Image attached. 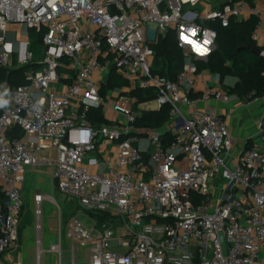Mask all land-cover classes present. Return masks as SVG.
Listing matches in <instances>:
<instances>
[{
  "label": "built area",
  "instance_id": "obj_1",
  "mask_svg": "<svg viewBox=\"0 0 264 264\" xmlns=\"http://www.w3.org/2000/svg\"><path fill=\"white\" fill-rule=\"evenodd\" d=\"M250 15L260 45L264 10L244 0H0V69L27 67L12 91L0 83V264H20L11 253L21 189L28 167L39 165L54 166L63 205L74 210L63 227L60 206L33 195L38 264L48 199L58 209L57 264L64 252L67 264H264V109L234 158L226 119L194 107L197 99L248 101L206 85L195 93L199 74L210 73L192 61L215 49L208 21L226 26ZM30 31L40 37L39 56ZM169 31L187 57L177 81L151 70V46ZM111 69L126 84L102 95ZM149 88L154 100L136 104L130 93ZM165 104L168 144L162 130L134 125L140 111ZM97 110L105 120L98 126ZM15 128L21 138L9 137ZM50 149L55 159L42 154Z\"/></svg>",
  "mask_w": 264,
  "mask_h": 264
},
{
  "label": "trees",
  "instance_id": "obj_2",
  "mask_svg": "<svg viewBox=\"0 0 264 264\" xmlns=\"http://www.w3.org/2000/svg\"><path fill=\"white\" fill-rule=\"evenodd\" d=\"M244 1L251 7L256 3V0ZM257 23L258 17L255 15H250L244 19L232 17L226 26H222L216 19L208 21L207 26L216 31L215 49L206 61H192L197 66L198 71L205 70L212 75H217L220 83H223L222 87L226 93L241 100L261 99L264 97V56L245 47L250 44L264 51V44L258 45L252 39V33ZM30 33L33 36L30 49L36 56H39L40 37L35 36L32 31ZM151 47L154 53L151 66L152 73H157L171 81H177V76L182 70L187 57L177 46L174 32L169 31L164 36H161ZM26 68L13 69L8 72L5 69H0V83L6 81L8 91H12L16 86L24 83L23 71ZM227 79L232 80V84L225 85L224 82ZM125 84V80L111 69L105 83L101 87V94L104 95L108 90L120 88ZM130 96L138 104L154 100L156 93L152 88L145 90L136 89L130 93ZM170 108L169 104H165L158 110L140 111L134 125L138 128L162 130L161 138L163 143L168 144L173 139L172 132L166 128V124L169 122ZM91 121L96 126L105 122L100 110L93 112ZM13 136L21 138L22 133L15 128L9 133V137ZM1 199L3 200V196ZM73 204L70 203L68 207H64L61 211L63 227L73 214ZM21 226L20 224L19 244Z\"/></svg>",
  "mask_w": 264,
  "mask_h": 264
},
{
  "label": "rangeland",
  "instance_id": "obj_3",
  "mask_svg": "<svg viewBox=\"0 0 264 264\" xmlns=\"http://www.w3.org/2000/svg\"><path fill=\"white\" fill-rule=\"evenodd\" d=\"M207 6L200 4L198 8L203 9ZM152 104L154 106L155 103ZM260 104L264 105V103ZM42 154L48 159L56 158V152L54 149L44 151ZM52 170V166L45 165H39L37 167L31 168L28 167L27 169L25 181L21 189V198L24 202V212L21 221V237L19 247L13 252V256L15 257L14 262L19 261L20 264H38L36 239L39 237V231L36 229V215L33 203L34 191L39 189L42 193L47 194L58 204V206H60L61 211L64 209V207H68L62 206L63 197L54 186V182L51 177ZM40 221L41 248L43 249L40 264H57V258L55 257V253L51 251V246L58 242V209L55 203L51 202L49 199L44 200L41 204ZM61 223L62 217L60 224ZM61 231L63 237L64 228L61 227ZM67 255V252H64V264H67ZM80 263H82V261Z\"/></svg>",
  "mask_w": 264,
  "mask_h": 264
},
{
  "label": "crops",
  "instance_id": "obj_4",
  "mask_svg": "<svg viewBox=\"0 0 264 264\" xmlns=\"http://www.w3.org/2000/svg\"><path fill=\"white\" fill-rule=\"evenodd\" d=\"M255 6L264 10V0H256ZM259 33L261 36V41L259 42V44L261 45L264 43V28L260 30ZM204 80H205V84L202 86V88H200L201 82H204ZM231 82L233 81L227 79V81H225L224 84L225 85L232 84ZM222 84L219 82L217 83L211 74L208 73L199 74L198 83H197V92L195 93H201V90L205 85L208 86L209 88H216L223 90ZM260 103H264V97L258 100L251 99L244 102L237 101L236 99L232 98L230 103L227 104L222 103L220 101H216L214 99H211L207 102L197 99L196 103L194 104V107L203 108L208 111H213L221 115L224 119H226L229 125L230 134L234 140L232 157L235 158L245 147L246 141L256 133V127L254 122L255 119L258 117L259 113L264 109V105H261ZM185 110L186 112H188L190 108H185ZM45 166H52L53 170L51 173V177L53 179L55 186V180L53 178L54 166L53 165H45ZM38 191L41 192V190L36 189L34 191V194ZM11 254L13 255V253Z\"/></svg>",
  "mask_w": 264,
  "mask_h": 264
},
{
  "label": "water",
  "instance_id": "obj_5",
  "mask_svg": "<svg viewBox=\"0 0 264 264\" xmlns=\"http://www.w3.org/2000/svg\"><path fill=\"white\" fill-rule=\"evenodd\" d=\"M246 48H250L253 52H255V53H257V54H262L261 53V49H259V48H257V47H254V46H252V45H247V46H245Z\"/></svg>",
  "mask_w": 264,
  "mask_h": 264
},
{
  "label": "bare ground",
  "instance_id": "obj_6",
  "mask_svg": "<svg viewBox=\"0 0 264 264\" xmlns=\"http://www.w3.org/2000/svg\"><path fill=\"white\" fill-rule=\"evenodd\" d=\"M39 253H41V250L39 249V251H38Z\"/></svg>",
  "mask_w": 264,
  "mask_h": 264
},
{
  "label": "snow or ice",
  "instance_id": "obj_7",
  "mask_svg": "<svg viewBox=\"0 0 264 264\" xmlns=\"http://www.w3.org/2000/svg\"><path fill=\"white\" fill-rule=\"evenodd\" d=\"M205 43H207V41Z\"/></svg>",
  "mask_w": 264,
  "mask_h": 264
}]
</instances>
